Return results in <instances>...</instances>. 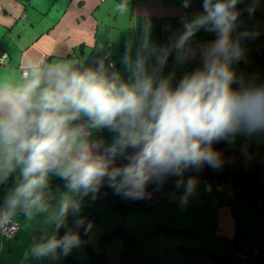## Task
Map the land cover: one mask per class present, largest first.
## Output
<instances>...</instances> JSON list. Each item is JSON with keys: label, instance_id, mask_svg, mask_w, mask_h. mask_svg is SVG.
<instances>
[{"label": "crops", "instance_id": "1", "mask_svg": "<svg viewBox=\"0 0 264 264\" xmlns=\"http://www.w3.org/2000/svg\"><path fill=\"white\" fill-rule=\"evenodd\" d=\"M202 3L203 0H0V42L7 54L0 64V87L25 83L37 65L44 68L77 62L76 66L82 68L76 70L95 71L102 66L129 82L138 56H147L145 67L149 74L170 78L175 87L183 76L202 68L201 51L216 39L214 32L200 29L186 43L185 58H179L175 50L185 21L191 22L203 12ZM235 11L239 15L233 39H239L242 57L233 61L231 69L245 86H264V53H256L264 49V0H238ZM153 47L169 50L163 66L149 55ZM109 62H113L112 67ZM23 69H27L25 76L21 73ZM232 87L236 90L239 85ZM82 126L90 134L89 141L100 145L101 151L110 148L117 138L108 128L90 127L88 119ZM211 148L219 158L218 166L210 165L212 170L264 182V130L248 133L241 129L213 141ZM134 151L127 148L115 157L130 158ZM203 164L192 166L201 168ZM21 170L18 165L8 171L0 157V210L4 213H0V220L4 217L19 223V230L11 237L0 232V264H70L60 249L47 256L33 253L36 245L61 234L55 230L65 201L60 191L66 190L63 194L68 195V187L56 190L54 184L61 176L56 170L50 171L41 200L27 208L23 205L13 208L9 200L20 182L15 187L11 183L22 175ZM189 180L194 181L191 192L187 190ZM98 189L101 188L97 186L86 194L83 190L72 192L76 200L69 206L71 215L65 211L63 216L73 228L78 217L85 215L73 210L79 206V199L92 200L87 206H80V210L86 211L97 204L94 191L99 192ZM58 200L61 208L55 203ZM107 204L104 212L108 208L113 214L119 210ZM124 211L135 214L141 222L148 220L160 230L179 228L175 233L171 230L141 233L140 239L136 238L140 233H134L131 225L124 228L131 233H102L105 241L102 244L112 239L122 255L130 253V261L123 258L124 264H219L222 259L229 264H244L242 253L253 247L260 250L255 264H264V192L243 188L230 193L219 183L204 182L199 177H171L163 180L159 196L149 209ZM46 218L54 221L49 225L50 232L36 233L40 226L36 222ZM142 240H151L152 244L145 246ZM101 250L110 255V247L101 246ZM75 256L79 264H99L91 254L81 259Z\"/></svg>", "mask_w": 264, "mask_h": 264}, {"label": "clouds", "instance_id": "2", "mask_svg": "<svg viewBox=\"0 0 264 264\" xmlns=\"http://www.w3.org/2000/svg\"><path fill=\"white\" fill-rule=\"evenodd\" d=\"M237 2L203 0V12L185 21L174 45L179 58L187 56L185 45L198 30L214 32L216 39L201 51L203 67L183 76L175 87L170 78L148 73L147 56L137 57L129 82L102 66L79 71L56 64L37 65L25 83L0 87V157L8 171L22 166L23 177L9 204L27 208L39 202L53 170L67 181L70 192L86 194L108 177L117 191L140 197L151 177L179 174L189 165L218 166L213 141L241 129L264 130V86H245L231 69L242 57L239 39H233ZM149 55L163 66L169 50L153 47ZM81 116L90 127L116 133L113 145L101 151L90 142L84 126H73ZM127 148L135 150L129 162L112 167L117 153ZM193 187L189 180L188 192ZM68 206L65 200L61 214ZM78 243L76 235L52 236L33 253L47 256L62 247L66 254Z\"/></svg>", "mask_w": 264, "mask_h": 264}, {"label": "trees", "instance_id": "3", "mask_svg": "<svg viewBox=\"0 0 264 264\" xmlns=\"http://www.w3.org/2000/svg\"><path fill=\"white\" fill-rule=\"evenodd\" d=\"M2 51H3V48L1 47V42H0V53ZM3 52L5 53V50ZM256 53L257 55H261L262 53H264V49H261V50L259 49ZM5 58L3 59L2 63H4ZM76 65L77 64L74 63V65H71V66L73 68H78L79 70L82 68L81 65H79V67ZM85 119H87V117L81 116L76 121H73V126L83 125V122ZM128 162H129V158L121 157L120 159L118 157H115L112 167H123ZM161 175H166L167 178L179 177L180 179L191 178L193 176L199 177L204 182L209 181L210 183H213V182L219 183L223 189L229 190L230 193L237 192L243 188L244 190H249L251 192L253 191L264 192V182H258L252 178H247V177H241L240 179V177L236 175L229 176V174L226 173V171H214L211 169L208 163H204L201 166V168H196L195 166L189 165L183 168V170L179 174H175L174 172L170 171L167 173H163ZM159 176L151 177L146 182L144 189H143V195L140 197L126 195L125 194L126 189L117 191V188L112 185V182L108 179V177H105L101 180L100 184L98 185V187L101 188L99 192L104 195L107 202H109L112 206L118 208L119 210H129V209L130 210L131 209L146 210L152 206L153 200H155L159 196L160 185L163 182V180L167 179V178L160 179ZM22 180H23L22 175H18L11 184L15 187L14 184L17 185L18 182L21 183ZM2 181L5 182V184L10 183V182H7V180H2ZM54 185L58 187V189L56 190H59V188H64L67 186V181L63 177H60L58 182ZM3 191L9 192V189H4ZM2 201L4 203L7 202L6 200H3V199ZM57 219H58V223H57L56 230H57V233H61L57 239L64 237L67 233H71V232L77 233L78 237L83 241L84 246L90 250L91 257L94 259V261L99 264L104 263L105 256L101 255V253H98L93 248H91V244L87 239V234L83 233L82 231V228L85 227L84 222H81L83 221L82 217L80 216L78 217V219L76 220V224L77 223L78 224L74 228L71 225H69L70 224L69 221L68 223H64L63 217H58ZM80 222L81 224H79ZM166 230H171L172 231L171 233H175V231L179 230V228L166 229ZM253 248H257V247H253ZM57 249H60L63 251L62 247L57 248ZM63 253L65 254L64 251ZM65 255L68 258L70 264H79L78 259L75 256L72 247L69 249V251ZM124 255L121 254L122 259L125 258L129 262L130 259H128L127 254H124ZM121 257H119L117 260L114 259L113 264L115 263L118 264V262L121 261ZM242 258L243 260H245V263H247L246 259L243 256ZM228 262H229L228 260L222 259V261L219 262V264H227ZM253 264H255V262Z\"/></svg>", "mask_w": 264, "mask_h": 264}, {"label": "rangeland", "instance_id": "4", "mask_svg": "<svg viewBox=\"0 0 264 264\" xmlns=\"http://www.w3.org/2000/svg\"><path fill=\"white\" fill-rule=\"evenodd\" d=\"M0 64H2V63H0ZM77 64H79V63L77 62ZM64 191H66V190L60 191L61 192L60 195L63 197L64 200H67L69 198L68 201H69V206H70L71 202L73 200H76V199L74 198V195L72 192H70V194L68 192V195L67 194L65 195V194H63V193H65ZM94 192H95L94 193V200L97 201L96 205L93 206V204H92V206L89 207L86 211H85V209L80 210V206L85 207L90 203V201H92L89 199V197L87 199L82 197L78 201L79 206H75L73 210L76 213L85 214L82 216V219H83V222L85 225V227L82 228V231H83V233L87 234V239L90 242L92 248L96 252L101 253V255L105 256L104 257V259H105L104 263H102V264H113L114 258H116V260H117V258L120 257L119 247H117L114 240L111 239V240H109L108 243L106 242L105 244H102L103 242H105L104 240H102V233H122V234L123 233H131L129 231H125V229H124L125 225L133 226L132 229H133L134 233H140V234H136L137 239H140L141 233H149V232L150 233L151 232L166 233V231L168 232V230H166V229H165V231L157 229V225H153V223L149 222L148 220L141 222L140 220H137L135 218V216H136L135 214L126 213V211H124V210H116L115 214H113L111 212V210L108 208L106 210V212H104V207L108 206L109 204H107V202H106L107 200L105 199L103 194H101L98 191H94ZM57 198H58V196H57ZM47 199H49V198H47ZM55 203H56V205H58L61 208V206L59 205V200L56 201ZM48 205H50V203L45 204V207H47ZM69 206L66 210V213H69V215H71V212H69ZM93 211L95 213H92ZM100 214H103V215H100ZM59 217H63L64 223H68V220L66 219L65 216H63V214L60 215ZM53 222L54 221L51 222L50 219L47 220V218L41 222L37 221L36 224L37 225L39 224L40 226H38V230L36 233H49L51 230L49 225H52ZM18 225H19V223H18ZM72 235H76V234L73 233ZM161 239L166 240L164 238H161ZM78 240H79V243L72 246L75 255H78L80 257V259L83 256L84 257H90V253L84 247V244L79 239V237H78ZM121 242H123L122 237H121ZM142 243H143V245L145 244V246H147V245H151L152 241L151 240L150 241L149 240H142ZM101 246L104 248L110 247V251L109 250L108 251H109L110 255H112L113 257L104 253L101 250ZM243 263H245V260H243ZM200 264H202V262H200Z\"/></svg>", "mask_w": 264, "mask_h": 264}, {"label": "built area", "instance_id": "5", "mask_svg": "<svg viewBox=\"0 0 264 264\" xmlns=\"http://www.w3.org/2000/svg\"><path fill=\"white\" fill-rule=\"evenodd\" d=\"M7 56L6 52L4 53L3 51L0 53V63H2L3 59ZM109 66H113V62H109ZM22 75L27 74V69L22 70ZM160 179H165L167 178L166 175H161L159 176ZM210 186V184H209ZM19 228L18 222L14 220H10L7 218H2L0 220V232L2 235L5 237H11L13 236ZM260 253V250L257 248H252L251 250H248L244 253H242V256L246 259L248 264H253Z\"/></svg>", "mask_w": 264, "mask_h": 264}, {"label": "water", "instance_id": "6", "mask_svg": "<svg viewBox=\"0 0 264 264\" xmlns=\"http://www.w3.org/2000/svg\"><path fill=\"white\" fill-rule=\"evenodd\" d=\"M76 64H77V63H76ZM240 255H241V254H240ZM120 257H121V253H120ZM127 257H128V259H130V257H131L130 253L127 254ZM121 260H122V262H123V264H124V263H125V262H124V259L121 258ZM120 262H121V261H120ZM129 264H130V263H129ZM245 264H248V263H245Z\"/></svg>", "mask_w": 264, "mask_h": 264}, {"label": "flooded vegetation", "instance_id": "7", "mask_svg": "<svg viewBox=\"0 0 264 264\" xmlns=\"http://www.w3.org/2000/svg\"><path fill=\"white\" fill-rule=\"evenodd\" d=\"M0 213L4 214L2 210H0Z\"/></svg>", "mask_w": 264, "mask_h": 264}]
</instances>
